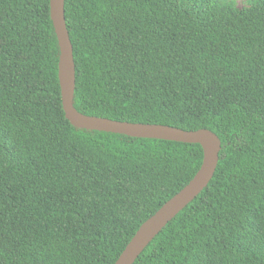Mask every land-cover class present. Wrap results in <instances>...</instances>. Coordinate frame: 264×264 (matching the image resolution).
I'll list each match as a JSON object with an SVG mask.
<instances>
[{
  "label": "trees",
  "instance_id": "1",
  "mask_svg": "<svg viewBox=\"0 0 264 264\" xmlns=\"http://www.w3.org/2000/svg\"><path fill=\"white\" fill-rule=\"evenodd\" d=\"M65 0L75 108L222 142L134 264H264V0ZM50 0H0V264H115L189 184L198 143L76 127Z\"/></svg>",
  "mask_w": 264,
  "mask_h": 264
},
{
  "label": "water",
  "instance_id": "2",
  "mask_svg": "<svg viewBox=\"0 0 264 264\" xmlns=\"http://www.w3.org/2000/svg\"><path fill=\"white\" fill-rule=\"evenodd\" d=\"M50 11L60 46L58 74L63 108L73 125L89 130L120 133L138 138L198 143L204 151L202 165L189 184L142 223L115 262V264H134L162 229L212 182L218 167L222 142L216 133L208 129L184 130L164 124L119 121L79 112L74 106L76 64L73 44L66 22L65 0H50Z\"/></svg>",
  "mask_w": 264,
  "mask_h": 264
},
{
  "label": "rangeland",
  "instance_id": "3",
  "mask_svg": "<svg viewBox=\"0 0 264 264\" xmlns=\"http://www.w3.org/2000/svg\"><path fill=\"white\" fill-rule=\"evenodd\" d=\"M237 5L240 7L246 6L248 4L247 0H235Z\"/></svg>",
  "mask_w": 264,
  "mask_h": 264
}]
</instances>
